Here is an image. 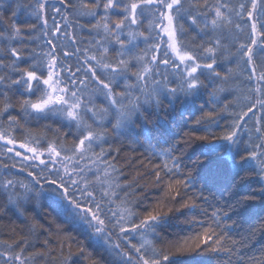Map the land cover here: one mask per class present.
Returning <instances> with one entry per match:
<instances>
[{
    "label": "snow or ice",
    "instance_id": "6c2138e0",
    "mask_svg": "<svg viewBox=\"0 0 264 264\" xmlns=\"http://www.w3.org/2000/svg\"><path fill=\"white\" fill-rule=\"evenodd\" d=\"M177 104L201 114L170 135ZM222 115L227 157L201 151L189 168V150L215 142L194 129ZM50 116L54 130H33ZM140 149L154 204L120 179L142 171L124 159ZM173 220L199 231L177 237ZM258 237L264 0H0V264H264Z\"/></svg>",
    "mask_w": 264,
    "mask_h": 264
},
{
    "label": "trees",
    "instance_id": "16d2710c",
    "mask_svg": "<svg viewBox=\"0 0 264 264\" xmlns=\"http://www.w3.org/2000/svg\"><path fill=\"white\" fill-rule=\"evenodd\" d=\"M222 99V97H221ZM207 100V97H203L200 101L197 102L196 108H199L200 103H204ZM218 110L215 104H207L205 107V111H214ZM181 113H185L183 116H181ZM201 113L199 111H192V112H186L185 107H182L181 105H176V110L174 113L171 114L170 117V135L179 134L183 131L190 130L191 125L194 123V120L200 115ZM229 118L227 115L218 116L216 118V122L212 121H206L204 127L197 126L194 131L196 134L199 135H207L210 139L215 141V136L213 133L219 134L222 131L225 130V127L229 124ZM45 125H51L52 129L54 130L58 126V118L54 116H50L46 120H41L38 124L36 122H33V130L37 133L42 132L43 127ZM49 138H51V133H49ZM167 139V137L161 136L159 134H154L152 138V144L157 145V142H159V146L156 148V151L159 152L161 147H164V141ZM241 139H246V134H241ZM147 147V144L145 145ZM230 146L224 142V141H215L213 144H197V146L194 149L189 150L188 155L185 157V164L190 168L191 167V160H194L198 157H200L201 151H210V157L213 162H217L221 160L222 158L227 157L228 148ZM143 149H140L139 151H136L134 153H128L127 156L124 157V159H133L137 161V168H141L142 171L138 173L136 171V168L133 167H124V175L120 178L123 182H128L132 180H138L142 185H148L147 188L144 189L148 193V200L147 203L154 204L158 198H163V192L161 189L156 188L152 186L151 180L149 179L147 173L148 169H144L142 165L139 164V161L144 160L145 164L148 163L147 160H145L144 156L141 155ZM191 157V159H189ZM202 158V157H200ZM161 162L159 158H153L152 164H156ZM83 163V162H82ZM229 163H231L229 161ZM59 166V165H57ZM121 165H118L120 167ZM151 165H149V168ZM38 171L39 169H35ZM256 186V181L253 180V187ZM47 187V186H45ZM251 190V189H250ZM137 192H140V189H137ZM143 199V197H141ZM41 205L45 206V214L47 212L52 211L51 206L49 204V201L45 199L44 197L41 198ZM260 205L259 202H256V210L259 211ZM211 211V210H210ZM53 216H55V212H53ZM193 217H189V219H192ZM196 219H199V214L195 217ZM183 219V217L181 218ZM41 222L47 223V221L44 219L43 216H41ZM86 226H78V230L76 232H73V235H76L78 239L82 238L80 233L84 231ZM196 231H199L198 228L190 229L189 225L186 223H181L179 221L173 220L168 228V232L170 234H175L177 237H186V236H192L195 234ZM259 241L261 243H264V237H258ZM101 245H97L96 250H100ZM257 247H259V244H257ZM181 259L189 262V264H223V261L217 260L212 254L208 253H200L196 254L193 253L191 255L181 257Z\"/></svg>",
    "mask_w": 264,
    "mask_h": 264
}]
</instances>
